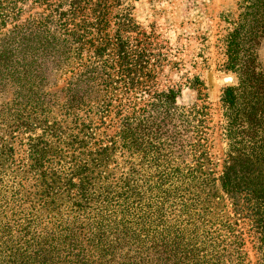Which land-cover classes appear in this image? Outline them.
<instances>
[{
    "label": "trees",
    "instance_id": "trees-1",
    "mask_svg": "<svg viewBox=\"0 0 264 264\" xmlns=\"http://www.w3.org/2000/svg\"><path fill=\"white\" fill-rule=\"evenodd\" d=\"M28 1L0 0V32L17 23L0 34V90L13 91L0 109V264H249L246 224L264 264V72H250L241 34L217 176L207 106L147 89L133 20L110 34V0H34L49 14L19 23ZM51 71L71 74L62 101L45 92ZM122 88L143 104L125 108Z\"/></svg>",
    "mask_w": 264,
    "mask_h": 264
},
{
    "label": "rangeland",
    "instance_id": "rangeland-1",
    "mask_svg": "<svg viewBox=\"0 0 264 264\" xmlns=\"http://www.w3.org/2000/svg\"><path fill=\"white\" fill-rule=\"evenodd\" d=\"M109 5L110 34L117 30L115 24L119 19L127 16L133 20L135 30L125 36L133 46L145 50L152 74V78L144 79L147 89L178 92L180 107L207 106L206 143L219 176L228 150L222 97L228 88H239L241 83L239 65L236 67L229 62V36L239 33L245 39L242 49L247 50L250 72H264V0H110ZM20 7L19 23L50 12L46 5L34 0ZM16 24L9 25L0 34ZM70 77L71 74L64 75L62 71L49 72L50 82L45 92L51 93L53 100L62 101ZM122 90L125 93V89ZM128 92L125 94L130 100L124 102L125 108L143 104V100L135 98V88ZM118 94L121 99L125 97L121 92ZM12 99V90H0V109ZM126 111L131 109H124L121 116L113 111V121L109 120L104 129L107 135H115ZM242 227L249 255L247 263L257 264L253 248L255 235L248 224Z\"/></svg>",
    "mask_w": 264,
    "mask_h": 264
},
{
    "label": "water",
    "instance_id": "water-1",
    "mask_svg": "<svg viewBox=\"0 0 264 264\" xmlns=\"http://www.w3.org/2000/svg\"><path fill=\"white\" fill-rule=\"evenodd\" d=\"M230 81V80H229Z\"/></svg>",
    "mask_w": 264,
    "mask_h": 264
}]
</instances>
